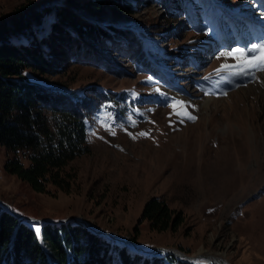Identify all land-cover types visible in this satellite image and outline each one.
I'll return each instance as SVG.
<instances>
[{"label":"rangeland","instance_id":"obj_1","mask_svg":"<svg viewBox=\"0 0 264 264\" xmlns=\"http://www.w3.org/2000/svg\"><path fill=\"white\" fill-rule=\"evenodd\" d=\"M73 1L0 0V20L56 5L126 36H98L92 44L69 41L64 33L69 52L58 66L26 72L32 81L83 97L78 111L87 150L64 168L71 176L68 191L49 184L40 193L5 171L7 152L0 147V201L27 222L36 219L34 226L50 221L91 227L128 253L163 264H264V71L230 74L238 64L261 63L264 51L248 60L216 58L246 50L253 24L242 16L264 25L257 3L262 0H211L238 14L223 13V27L213 16L221 10L204 11L200 1L192 8L198 14L178 7L174 17L171 0H131L132 13L123 16L109 8L88 11L85 4L93 0ZM49 21H56L53 13L45 28ZM153 54L163 60L158 70H141L137 62L151 61ZM61 100L71 105L67 97ZM176 101L183 106H169ZM152 198L165 201L180 224L150 229L142 211ZM120 240L180 255L171 262L165 251L142 253Z\"/></svg>","mask_w":264,"mask_h":264},{"label":"trees","instance_id":"obj_2","mask_svg":"<svg viewBox=\"0 0 264 264\" xmlns=\"http://www.w3.org/2000/svg\"><path fill=\"white\" fill-rule=\"evenodd\" d=\"M199 1L203 7H211L209 0H171L168 2L173 12L169 15L179 14L178 7L188 16L198 14L192 8ZM67 2L74 4L73 0ZM130 2L93 0L85 6L88 11L109 8L112 14L123 16L132 13ZM51 13L56 21H49L46 30L44 21ZM96 26L56 5L17 11L11 19L0 20V147L7 152L4 169L33 191L47 193L49 184L68 191L71 176L64 168L87 148L83 116L78 111L83 97L32 81L26 72H50L58 66L57 59L69 50V41L77 37L92 44H98V36L111 35L121 40L126 37L125 31L109 24L104 28ZM62 35L69 40L67 43L62 44ZM143 58L137 62L138 67L150 73L163 62L154 54L151 61ZM63 97L70 106H63ZM142 218L158 232L181 222L165 201L157 198L145 203ZM27 221L0 203V264H163L156 257L130 254L125 247L77 223H43L37 235L34 223ZM166 258L175 262L172 255Z\"/></svg>","mask_w":264,"mask_h":264},{"label":"snow or ice","instance_id":"obj_3","mask_svg":"<svg viewBox=\"0 0 264 264\" xmlns=\"http://www.w3.org/2000/svg\"><path fill=\"white\" fill-rule=\"evenodd\" d=\"M260 51H264V45H258L255 46L253 48L250 49H246V50H241V49H236V50H229L227 53L221 52L219 53V55L216 57L217 59H219L220 57H232L233 59H238L240 57H243L245 60L248 59H254V53H258ZM237 69H239L238 71H233L232 75H237V76H243V75H247L249 71H251L253 68H256L258 70L264 71V57L261 58V63L258 64H238L235 66ZM225 68L224 65L221 66V69H219L218 71H223ZM150 79V78H149ZM176 105H181L183 106V102L182 101H176L173 104H170L169 106L171 107H175ZM179 115V113H178ZM187 119H190L192 121L195 120L194 116H191L190 114L187 115ZM140 135H147L145 133H141ZM35 227V232L37 233V235H39L40 233V228L39 226H34Z\"/></svg>","mask_w":264,"mask_h":264},{"label":"water","instance_id":"obj_4","mask_svg":"<svg viewBox=\"0 0 264 264\" xmlns=\"http://www.w3.org/2000/svg\"><path fill=\"white\" fill-rule=\"evenodd\" d=\"M0 203L2 204V205H4L6 208H8L14 215H16L18 218H23V217H21V216H19V215H17L16 213H14L13 212V210L10 208V206L8 205V204H6V203H4V202H2V201H0ZM31 220L30 221H32V220H34V221H37L36 219H33V218H30ZM47 223H53V224H59V223H57V222H50V221H46ZM88 229L91 231V232H93V233H95V234H101V232H98V231H95V230H93L91 227H88ZM113 239H117V238H113ZM117 240H119V239H117ZM120 241H122V240H120ZM122 242H125V241H122ZM125 243H128L130 246H132L136 251H141L142 253H151V252H154V251H156V250H162V251H165L166 253H168V254H171V255H174V256H179L180 254H178V253H176V252H174V251H169V250H166V249H153V250H144L143 248H141V247H139V246H136L134 243H132V242H125ZM182 256H184V257H186V258H188V259H192L193 257H189V256H186V255H182ZM218 262V264H222L219 260H217Z\"/></svg>","mask_w":264,"mask_h":264}]
</instances>
